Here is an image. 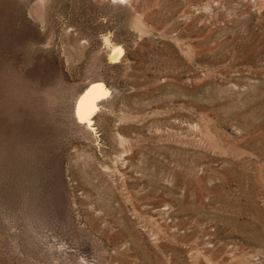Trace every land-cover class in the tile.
Masks as SVG:
<instances>
[{
  "label": "rangeland",
  "instance_id": "rangeland-1",
  "mask_svg": "<svg viewBox=\"0 0 264 264\" xmlns=\"http://www.w3.org/2000/svg\"><path fill=\"white\" fill-rule=\"evenodd\" d=\"M0 264H264V0H0Z\"/></svg>",
  "mask_w": 264,
  "mask_h": 264
},
{
  "label": "water",
  "instance_id": "water-1",
  "mask_svg": "<svg viewBox=\"0 0 264 264\" xmlns=\"http://www.w3.org/2000/svg\"><path fill=\"white\" fill-rule=\"evenodd\" d=\"M92 90L96 91V93H98L97 96H95L92 100V102L89 104V108L85 113V119L88 118L89 116H91L95 110V102L100 99L103 98L107 95V91L105 90V88L102 85H96L92 88Z\"/></svg>",
  "mask_w": 264,
  "mask_h": 264
},
{
  "label": "snow or ice",
  "instance_id": "snow-or-ice-1",
  "mask_svg": "<svg viewBox=\"0 0 264 264\" xmlns=\"http://www.w3.org/2000/svg\"><path fill=\"white\" fill-rule=\"evenodd\" d=\"M82 122H84V121H82Z\"/></svg>",
  "mask_w": 264,
  "mask_h": 264
}]
</instances>
